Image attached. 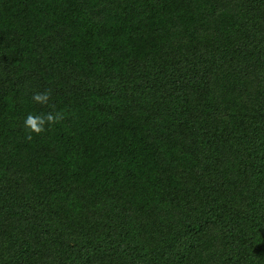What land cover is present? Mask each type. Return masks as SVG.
<instances>
[{
  "label": "trees",
  "instance_id": "1",
  "mask_svg": "<svg viewBox=\"0 0 264 264\" xmlns=\"http://www.w3.org/2000/svg\"><path fill=\"white\" fill-rule=\"evenodd\" d=\"M0 264H264V0H0Z\"/></svg>",
  "mask_w": 264,
  "mask_h": 264
},
{
  "label": "clouds",
  "instance_id": "2",
  "mask_svg": "<svg viewBox=\"0 0 264 264\" xmlns=\"http://www.w3.org/2000/svg\"><path fill=\"white\" fill-rule=\"evenodd\" d=\"M36 99L39 100L41 97L37 96ZM49 119H51V117H49ZM27 124L30 125L33 130L40 131V129L36 127V121L31 116L28 118Z\"/></svg>",
  "mask_w": 264,
  "mask_h": 264
}]
</instances>
